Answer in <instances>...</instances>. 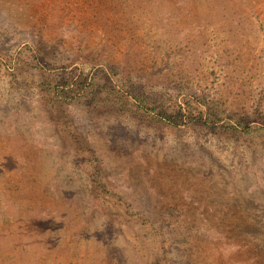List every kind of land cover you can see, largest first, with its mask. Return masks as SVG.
<instances>
[{
    "label": "rangeland",
    "instance_id": "obj_1",
    "mask_svg": "<svg viewBox=\"0 0 264 264\" xmlns=\"http://www.w3.org/2000/svg\"><path fill=\"white\" fill-rule=\"evenodd\" d=\"M0 264H264V0H0Z\"/></svg>",
    "mask_w": 264,
    "mask_h": 264
}]
</instances>
